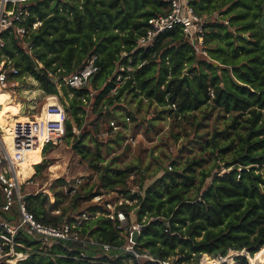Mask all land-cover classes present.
<instances>
[{"label":"trees","instance_id":"16d2710c","mask_svg":"<svg viewBox=\"0 0 264 264\" xmlns=\"http://www.w3.org/2000/svg\"><path fill=\"white\" fill-rule=\"evenodd\" d=\"M261 4L262 0H190L204 22L207 58H202L179 27L159 35L151 47L135 50L147 20L166 14L167 0H28L23 23L27 33L19 39L13 29L8 30L2 55L18 69L19 79L33 78L46 96L61 93L67 114L64 140L73 145L78 140L76 151L91 174L79 184L54 180L48 187L52 199L20 190L26 211L42 225H70L82 215L87 219L81 220L77 240L45 244L18 230L16 251L28 257L17 264H158L166 259L199 264L202 256L210 264L207 256L225 258L245 251L252 257L260 251L264 246ZM34 23L40 25L32 29ZM91 55H96L98 67L93 81L83 89L66 87L63 78ZM129 59L132 71L122 73L129 78L113 94L117 67ZM52 79L55 83L48 81ZM7 99L0 90L1 132L9 124L29 122L20 115V105ZM171 104L175 109L169 108ZM151 108V121L171 120L164 146L174 147V154L150 155L139 143L124 146V132L109 134L111 121L122 129L132 125L138 134L139 127L149 122L146 115ZM152 128L148 123L145 133ZM11 129L2 136L5 145L18 142ZM46 166L36 164L31 181L41 178L45 183ZM109 194L115 195L113 204L122 201L115 211L124 213L126 227L145 226L132 252L125 250L128 234L109 217L111 200L104 199ZM4 203L0 186V221L18 222L17 201L8 211H3ZM233 260L247 264L244 257Z\"/></svg>","mask_w":264,"mask_h":264},{"label":"built area","instance_id":"2783aa9c","mask_svg":"<svg viewBox=\"0 0 264 264\" xmlns=\"http://www.w3.org/2000/svg\"><path fill=\"white\" fill-rule=\"evenodd\" d=\"M168 8L165 15L153 17L147 20V27L142 36L136 40L135 50L145 49L151 47L155 39L176 27L181 28L183 36L186 38L194 53L198 57L207 58V53L203 48V29L204 22L194 13L193 8L190 6V0H167ZM28 0H0V90H16L19 88V71L10 65V62L2 55V50L5 46V39L3 35L10 29H13L15 36L19 39L23 38L27 33V30L23 27V23L26 21L27 12L26 4ZM40 23H34L32 29L39 26ZM122 57H127L126 53H122ZM96 55H91L87 58L82 67L76 72L63 78V84L66 87L74 89H83L88 87L90 80L98 72L96 66ZM127 65H118V74L115 80V89L111 93L115 94L116 88L124 83L125 79L129 76H123L122 73L132 71L131 60H128ZM144 62L140 63L138 67H141ZM166 95L165 100H167ZM170 109H175L173 104L170 105ZM38 118L30 120L28 124L20 126L17 129L18 144L25 141L31 134L30 131L35 132L36 137L40 142V149L44 146H56L59 144L65 135V122L67 120V114L64 108L59 105L54 97H47L42 111ZM129 119H125L128 122ZM26 128V131H22ZM109 134H115L119 131L126 134V130L122 129L116 122L111 121L109 123ZM22 131V132H21ZM106 136L107 133H103ZM1 136V135H0ZM136 145L135 139L131 135H126L125 145ZM134 145V146H135ZM22 161L21 152L17 151L13 156L9 155L6 146L3 143L2 136L0 137V186L4 194L5 203L2 207L3 211H8L15 201L18 203V209L20 219L16 223H7L0 221V264H17L24 261L28 255L26 253L17 252L16 248H19L14 243V236L18 230L24 229L27 234L37 237L45 244L57 242L59 240H77V230L80 227L81 220H86L87 217L82 215L80 219H77L72 224H64L61 227H50L38 223L32 214L26 211L24 202L22 201V194L18 186V177L15 174L18 163ZM167 170H171L170 167ZM79 184L80 180H76ZM41 193L49 195L48 191L41 190ZM14 194L16 200H14ZM100 198L96 197L94 201H99ZM122 201H118L113 208H111L110 216L116 219L118 223V229H123L127 234V243L125 250L132 252L135 242L132 240V233L134 231L140 232L141 225L132 224L127 226V218L121 211H115L116 206L121 205ZM110 208V205H107ZM58 213V212H56ZM7 249L4 251V249ZM107 250V247H104ZM248 256L245 251L240 252ZM235 254V253H234ZM237 255V254H236ZM240 256V257H241ZM138 258L137 255H135ZM227 257V256H226ZM225 258H216L217 261H212L216 264H229ZM238 257V256H234ZM232 260V259H231ZM230 260V261H231ZM158 264H178L171 259L158 261ZM232 263V261L230 262Z\"/></svg>","mask_w":264,"mask_h":264},{"label":"rangeland","instance_id":"374dc122","mask_svg":"<svg viewBox=\"0 0 264 264\" xmlns=\"http://www.w3.org/2000/svg\"><path fill=\"white\" fill-rule=\"evenodd\" d=\"M5 92L7 93L8 103H18L19 105H21L20 115L26 116L28 117V119L29 118L33 119L39 116L44 104L46 103V100L41 99L40 97L43 95L42 94L43 91L40 89L39 83L29 76H23L20 78L18 89L13 90V91L7 89ZM59 96L62 98L61 93H59ZM60 97H54V98L57 100L59 105L64 107L59 99ZM153 112L154 110L151 108L148 114L146 115V118L149 122L139 127L138 134H140V136L142 135V138L138 140L137 144L139 143L140 144L139 147L141 146V148H145L147 151V154H150V155L151 153L154 156L160 155L161 152H167V153L172 152L174 154L175 152L174 147L167 148V146H164V143L168 142L166 140H167V136L170 131L169 128H170L171 120L169 118H165L161 121L160 120L151 121L154 118ZM148 123L152 124L153 128L150 131L145 133ZM10 125L11 124H9L8 128L2 131V134L0 132L1 136H3L4 134L11 133L12 129ZM12 128L17 131L16 128L14 127ZM132 128L133 126L131 125L129 126L128 129H132ZM74 132L75 134H78L77 131H74ZM126 135H129V134L128 133L125 134V137ZM15 139L18 141V135H15ZM180 143H181V140L179 141L178 145ZM15 144H18V142ZM5 146H6V149L9 155L13 156V154L15 153L14 151L15 149L12 146H10V144L5 145ZM72 146H73V143L68 144L64 140V137H63L62 141L56 146H44L41 149H40V146L33 147V148H30L28 152L23 153L24 155H22V161L18 163L16 171H15V174L18 177V186L21 192L38 193V192H41V190L43 189L44 191H48V187L50 186V184L58 178H63L67 181H70V180L82 181L83 179L85 180V178H87L91 174V172L82 163V160L80 156L78 155V152L76 151V146L74 149H72ZM44 148H46L45 151H44ZM35 150L37 151L33 153V151ZM56 150L58 151L60 150V151L58 152ZM132 154L134 155V151H132L128 156L132 158L133 157ZM147 154H146V158L149 159V156H147ZM42 162H46V165H47L45 169L47 173V179L45 183L41 184V181H42L41 178L31 181L33 175L29 177L27 180H24V178L21 177L22 174L20 175V173L26 172V170H30L32 173L34 172L33 174H35L34 166ZM150 183L151 182H147L146 185ZM114 198H115L114 194H109L104 197L105 200L106 199L108 201L111 200V202H109L110 203L109 205H111V207L110 208L107 207V209L111 210L112 205L114 203L113 202ZM134 220H135L134 217H132L131 221L134 222ZM240 254L241 253L234 254V252L229 253V255L226 257L227 262H229V264H237L233 259H234V256H238V257L241 256ZM255 255L251 257L252 263H253L252 260L255 257ZM241 257H244L246 259L247 264H251L250 258H249L250 256L242 254ZM207 258H209L210 262L217 261L216 259H211L209 256H207ZM203 259H204V256H202L199 264L203 262ZM230 260L232 261V263H230L231 262ZM126 264H131V262L128 261L126 262ZM255 264H264V263L257 262Z\"/></svg>","mask_w":264,"mask_h":264},{"label":"bare ground","instance_id":"6f19581e","mask_svg":"<svg viewBox=\"0 0 264 264\" xmlns=\"http://www.w3.org/2000/svg\"><path fill=\"white\" fill-rule=\"evenodd\" d=\"M20 126H24V124L22 123V124H18V125H15V127H17V128H19ZM23 132L24 131H26V127H24V129L22 130ZM21 131V132H22ZM1 134H2V132H1ZM29 134H31L28 138H26L25 139V141H23V142H21L18 146H17V148H19V149H22V150H24V151H26V152H28V150L30 149V148H33V147H38V146H40V142H39V140H38V138L36 137V134L35 133H31V132H29ZM3 138V137H2ZM4 143V142H3ZM56 151H58V150H56ZM60 151V150H59ZM58 151V152H59ZM54 152V151H53ZM68 152V151H67ZM62 153V152H61ZM60 154V153H59ZM60 157V156H59ZM64 166V165H63ZM54 169H56V168H54ZM65 171V170H64ZM22 174V175H21ZM55 174V173H54ZM20 175H21V177L22 176H24L23 178H25V177H27L28 175H29V173L28 172H21L20 173ZM59 175V174H58ZM250 258V263L251 264H255V263H259V262H262V263H264V247H262L261 249H260V252H258L256 255H255V257L253 258V263L251 262V257H249ZM201 264H206L205 262H202ZM210 264H216V263H213V262H211Z\"/></svg>","mask_w":264,"mask_h":264},{"label":"crops","instance_id":"0c3cea01","mask_svg":"<svg viewBox=\"0 0 264 264\" xmlns=\"http://www.w3.org/2000/svg\"><path fill=\"white\" fill-rule=\"evenodd\" d=\"M1 91H3V90H1ZM6 90H4L3 92H5ZM6 93V92H5ZM43 94V95H42ZM41 95L42 96H40L41 97V99H44V100H46V98L48 97V96H46L44 93H42ZM20 110H21V105H20ZM28 118V117H27ZM35 118H38V117H35ZM34 119V118H33ZM32 118L30 119H28L29 121L30 120H33ZM24 124V125H26V124H28V123H26V122H19V123H16V124H12L10 127L12 128V127H14V128H16V129H18L17 127H15V125H18V124ZM27 128V127H26ZM125 130H127V132H126V134L128 133L129 135L131 134V136L135 139V141H136V145H137V142H138V140L139 139H141L142 138V135L140 136V134H136V135H134V132L132 131V129H125ZM1 132V131H0ZM31 133H35V132H32V131H30ZM123 144L125 145V139H124V142H123ZM19 144H10V146H12L15 150V152H17V151H19V152H21V154L22 155H24L23 153H26V151H24V150H22V149H19V148H17V146H18ZM135 145V146H136ZM134 147V146H133ZM41 158V157H40ZM26 172H28L29 173V175L27 176V177H25L24 178V180H27L29 177H31L32 175H34L30 170H26ZM24 176H22V178H23ZM117 203V202H116ZM114 205L115 204H113L112 205V208L114 207ZM110 207H111V205H110Z\"/></svg>","mask_w":264,"mask_h":264},{"label":"water","instance_id":"95a60500","mask_svg":"<svg viewBox=\"0 0 264 264\" xmlns=\"http://www.w3.org/2000/svg\"><path fill=\"white\" fill-rule=\"evenodd\" d=\"M261 10H262V12H261V18H260L259 23H260V28H261L262 33H263V36H264V0H262ZM42 78L46 79V77H45L44 75H42ZM185 79H186V77L184 76L183 79H182V81L185 80ZM48 81H51V82L55 83V80H54V79H52V80H48ZM92 81H93V78L90 80V83H91ZM77 142H78V140H77L76 143L72 146V149L75 148ZM144 228H145V226H141V227H140V231H142ZM139 235H140V232H138V231H134V232L132 233V240L135 242V241L138 239Z\"/></svg>","mask_w":264,"mask_h":264}]
</instances>
